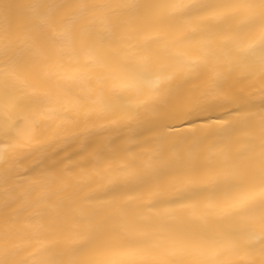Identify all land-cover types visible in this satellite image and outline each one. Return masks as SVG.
Wrapping results in <instances>:
<instances>
[{"label": "snow or ice", "instance_id": "6c2138e0", "mask_svg": "<svg viewBox=\"0 0 264 264\" xmlns=\"http://www.w3.org/2000/svg\"><path fill=\"white\" fill-rule=\"evenodd\" d=\"M0 264H264V0H0Z\"/></svg>", "mask_w": 264, "mask_h": 264}, {"label": "bare ground", "instance_id": "6f19581e", "mask_svg": "<svg viewBox=\"0 0 264 264\" xmlns=\"http://www.w3.org/2000/svg\"><path fill=\"white\" fill-rule=\"evenodd\" d=\"M20 2L28 3V2H30V0H20ZM190 87L196 88L197 85H191ZM83 179L86 180L89 183H92L93 184V190H95L98 193L102 194V191H101V188H100V184H99V182L102 181V179H103L101 176L93 174L91 177H84Z\"/></svg>", "mask_w": 264, "mask_h": 264}]
</instances>
